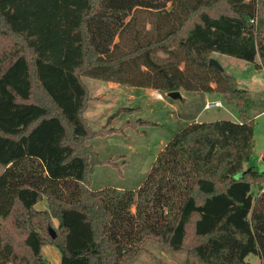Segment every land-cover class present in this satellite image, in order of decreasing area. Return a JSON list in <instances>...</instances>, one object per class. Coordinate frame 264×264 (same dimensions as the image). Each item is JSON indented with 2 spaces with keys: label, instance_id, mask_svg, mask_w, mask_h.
<instances>
[{
  "label": "trees",
  "instance_id": "obj_1",
  "mask_svg": "<svg viewBox=\"0 0 264 264\" xmlns=\"http://www.w3.org/2000/svg\"><path fill=\"white\" fill-rule=\"evenodd\" d=\"M77 33L0 0V264H127L147 239L185 251L184 264L264 262V172L249 90L209 63L213 52L264 69V0H87ZM32 12V11H31ZM255 20V21H252ZM18 44L21 51L8 55ZM13 54V53H12ZM164 56V57H163ZM163 90L217 91L242 121L193 122L158 153L137 190L93 189L101 158L83 77ZM47 198L48 208L36 204ZM135 210H132V207ZM54 216L59 226H54ZM56 230L53 238L50 228Z\"/></svg>",
  "mask_w": 264,
  "mask_h": 264
},
{
  "label": "rangeland",
  "instance_id": "obj_2",
  "mask_svg": "<svg viewBox=\"0 0 264 264\" xmlns=\"http://www.w3.org/2000/svg\"><path fill=\"white\" fill-rule=\"evenodd\" d=\"M14 2L24 11L32 9V12H29L35 16L36 21L51 23L57 28H62L67 36L70 35L72 38L77 33V24L80 15L88 5L87 0H14ZM21 50V47L15 44L8 51V55H15ZM219 54L225 72L235 76L238 80L239 87L249 90L252 99L250 104L245 108V115L254 121L255 145L253 155L245 166L252 165L258 171L264 172V70H258V67L255 66L256 64H254L256 62L253 63L228 54ZM226 60L229 62H226ZM256 61L260 62L259 56L256 58ZM85 81L90 86L93 84L92 82H98L107 88V90H104L92 85L95 95L98 93L100 96L98 100L100 102L102 101L99 103L101 106L98 109V113L100 114L96 115V120L94 119L95 121L91 123L94 130L101 129L109 119V117H105L107 111L109 110L111 112L114 110H111V105L107 103L109 99L118 97L119 105H127V107L128 105H136L142 102L139 99H128L127 95H124L122 92L121 94L118 90H116V93L110 92L112 90L108 89L109 81L107 80L87 76L85 77ZM122 87L127 91H137L135 92V96L137 97H142L144 94L138 90H145L140 87L124 84H122ZM123 91L125 92L124 89ZM163 95L164 98L167 97L170 101H177V99L167 96V93ZM147 98L149 100L153 99L150 104L151 106L142 103L139 106L140 112H132L129 109L122 118L113 120L114 123L111 125L118 128L121 126L119 120L129 119L137 122L135 127L129 126L123 132H115L113 133L114 135L99 136L89 141L95 144L101 158L117 156V162L121 164L120 168L111 164L97 165L93 175V189L137 190L145 180L158 153L161 151L163 143L160 142V139L169 140L170 137H173L190 122L183 119L182 123L184 124L174 127L173 119H170L168 113L169 108L163 106L164 101L155 100L151 96ZM208 100L213 101V97L207 96V94L203 98L192 100L189 103L184 102L182 104V101L179 100L181 106L175 113L190 118V115L199 109L200 118L203 121L217 119L237 120L241 118V114L236 105L229 103L224 96L221 97L223 102L222 106H213L206 109L204 105ZM118 110L119 108L116 105L114 112L116 113ZM190 120L195 119L191 118ZM160 121H162L161 126L158 123ZM172 128L174 129L172 130ZM257 195L259 193L257 194L255 192V196ZM38 207L41 208V203ZM132 210H135L134 206ZM53 220L54 226L57 228L59 226V218L54 216ZM46 245L52 246V253L47 252L46 249L44 255L52 264H61V252L58 247L52 244ZM186 258L187 254L185 251L166 249L158 241L147 239L141 250L138 251L134 258L129 259L127 264H184ZM246 260L255 264H264L260 256L256 254H249Z\"/></svg>",
  "mask_w": 264,
  "mask_h": 264
},
{
  "label": "crops",
  "instance_id": "obj_3",
  "mask_svg": "<svg viewBox=\"0 0 264 264\" xmlns=\"http://www.w3.org/2000/svg\"><path fill=\"white\" fill-rule=\"evenodd\" d=\"M220 52H213V54H212V57H214L215 59H217L220 63H221V65H223L222 64V61L220 60V58H219V56H220V54H219ZM226 62H229L228 60H226ZM256 63H254V64H257V63H260V62H257V61H255ZM256 66V65H255ZM258 70H264L263 68H258ZM86 77V76H85ZM85 77H83V79H84V81H85ZM237 79V78H236ZM238 81V80H237ZM86 82V81H85ZM93 84H91V86L89 85V84H87V82H86V84L88 85V87H89V90H90V94H91V100H90V102H89V106H88V108H87V110H86V112H85V115H86V117L88 118V120H89V123H90V125H91V123H92V121L94 122L95 120H96V115H99L100 113H98V109H99V107L101 106L99 103H101L100 102V100H98V97H100L99 96V94L97 93L96 95H95V92H94V88H93V86L95 85L97 88H100V89H104V90H107V88H105V87H103V85L101 84V83H96V82H92ZM242 83V82H241ZM108 89L109 90H112V91H110V92H114V93H116V90H118V91H120V93L122 92L124 95H127V97H128V99H139V100H142V102L139 104H136V105H128V107H127V105H122V106H120L119 105V103H118V97L116 98V97H114V98H111V99H109V101L107 102V103H109L111 106V110H113V111H111V112H109V108L107 109L108 111H107V114L105 115V117L106 118H108V117H110V116H112L115 112V106L117 105L118 106V108L120 109V108H129V109H131V111L132 112H140V109H139V106L140 105H142V103H146L147 105H149V106H151L150 104H151V101H153V99L152 100H149L147 97L148 96H151V97H153L155 100H163L164 101V105L163 106H165V107H168L169 108V110H168V113H169V116H170V119H173V122H174V127H177V126H180V125H182V124H184V123H182V121H183V119H185L186 121H190L188 124H190V123H192V122H196V121H203L201 118H200V112H199V109L196 111V112H194L192 115H190V118H186V117H184L183 115H180L179 113H175V111L176 110H178L179 108H180V102H179V100H181L182 101V104L184 103V102H187V103H189V102H191L192 100H196V99H201V98H203V96L205 95V94H207V96H212L213 97V101H215V100H219V101H221L222 102V100H221V97L222 96H224L222 93H220V92H217V91H213V92H207V91H189V90H183V89H181V90H179L180 92H181V94H182V97L181 98H177V101H170V100H168V98L167 97H165L164 98V93H167L166 91H163V90H157V89H152V88H144V87H140V88H142V89H145V90H138L139 92H142V93H144L143 94V96L142 97H137V96H135L136 94H135V92H137V91H132V90H129V91H127L125 88H123L122 87V84L121 83H118V82H115V81H109L108 82ZM93 85V86H92ZM129 86V85H128ZM137 87V86H136ZM123 89L125 90V92L123 91ZM121 93V94H122ZM191 94V95H190ZM130 95V96H129ZM168 96V95H167ZM161 98V99H160ZM225 98V97H224ZM208 99V98H207ZM211 100V99H210ZM210 100H208V101H210ZM103 102H105V101H103ZM117 102V103H116ZM153 104H155V102H153ZM222 104H223V102H222ZM229 104V103H228ZM229 105H232V104H229ZM128 111H122V112H120L117 116H115L113 119H112V121H111V125L114 123L113 122V120L115 121V119L116 118H122V116L124 115V114H126ZM105 113H106V111H105ZM105 113H101V114H105ZM113 113V114H112ZM255 116V115H254ZM191 118H194L195 120H190ZM95 119V120H94ZM118 119V120H119ZM127 120H129V119H127ZM127 120H119V124L121 123V125L125 122V121H127ZM235 121H238V122H241L242 121V117L240 118V119H237V120H235ZM162 121H160V122H158V123H160L159 125L161 126V123ZM103 123H104V121H103ZM103 123H102V125H103ZM92 127V126H91ZM113 127V126H112ZM93 128V127H92ZM116 128V127H115ZM128 129V128H127ZM174 128H172V130H173ZM117 133V132H116ZM109 135H114V134H109ZM172 137H170L169 138V140L171 139ZM168 139L167 140H163L162 138L160 139V142H162L163 144H162V147H161V150L163 149V147L168 143V141H169ZM90 143H92L94 146H95V144L93 143V142H90ZM95 148H96V146H95ZM96 150H97V148H96ZM98 151V150H97ZM99 152V151H98ZM264 191V188L262 189V190H256V192H257V194L259 193L260 194V192H263ZM40 203H41V208H39L38 206L40 205ZM36 207L38 208V209H46V208H48V202H47V198L45 197L41 202H39V203H37L36 204ZM60 222V221H59ZM51 245H44V247H43V252L47 249V252H49V253H52V251H51ZM48 253V254H49Z\"/></svg>",
  "mask_w": 264,
  "mask_h": 264
},
{
  "label": "water",
  "instance_id": "obj_4",
  "mask_svg": "<svg viewBox=\"0 0 264 264\" xmlns=\"http://www.w3.org/2000/svg\"><path fill=\"white\" fill-rule=\"evenodd\" d=\"M209 63L211 65H214V66L220 68V69H224L223 66L221 65V63L217 59H215L214 57H211L209 59ZM167 95L169 97H171V98H174V99H177V98H181L182 97V94H181V92L179 90L169 91V92H167ZM50 232H51L53 238H56L57 233H56L55 228L51 227L50 228Z\"/></svg>",
  "mask_w": 264,
  "mask_h": 264
},
{
  "label": "built area",
  "instance_id": "obj_5",
  "mask_svg": "<svg viewBox=\"0 0 264 264\" xmlns=\"http://www.w3.org/2000/svg\"><path fill=\"white\" fill-rule=\"evenodd\" d=\"M252 21H255V20H252ZM222 102L219 101V100H215V101H206L205 105H204V108L208 109V108H211L213 106H222Z\"/></svg>",
  "mask_w": 264,
  "mask_h": 264
}]
</instances>
